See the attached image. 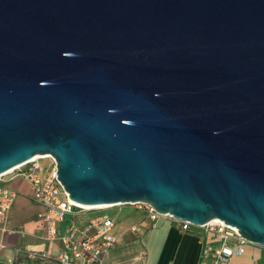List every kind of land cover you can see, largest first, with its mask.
Listing matches in <instances>:
<instances>
[{
    "label": "water",
    "instance_id": "95a60500",
    "mask_svg": "<svg viewBox=\"0 0 264 264\" xmlns=\"http://www.w3.org/2000/svg\"><path fill=\"white\" fill-rule=\"evenodd\" d=\"M42 156L264 247V0H0V175Z\"/></svg>",
    "mask_w": 264,
    "mask_h": 264
},
{
    "label": "built area",
    "instance_id": "2783aa9c",
    "mask_svg": "<svg viewBox=\"0 0 264 264\" xmlns=\"http://www.w3.org/2000/svg\"><path fill=\"white\" fill-rule=\"evenodd\" d=\"M44 158L51 159V157H36L0 175V251L7 248L6 238L24 235L22 229L8 226V215L17 196V192L7 186L6 176L9 175L12 178L18 177L24 180L29 186L32 199L43 207L38 214L44 231L42 239L50 243L59 240L61 244L58 252H40L28 248L18 250V252L31 262L39 261L43 264H102L103 255L116 242V237L113 235L115 223L112 218L103 213L93 216L88 222V228L91 231L89 234L87 229L82 230L72 225L60 235L58 227L69 215H75L81 211H101L108 208L84 209L70 201L68 194L57 179L52 159V169L46 174L42 172L40 160ZM133 206L143 210L152 224L161 217H167L177 221L181 230H188L194 226L188 221L161 214L149 204L139 203ZM195 227L203 228L208 233L201 264H231L234 258L245 256L246 247L249 244L255 245L241 237L236 228L223 223L209 222ZM3 264H30V262L7 260Z\"/></svg>",
    "mask_w": 264,
    "mask_h": 264
},
{
    "label": "crops",
    "instance_id": "0c3cea01",
    "mask_svg": "<svg viewBox=\"0 0 264 264\" xmlns=\"http://www.w3.org/2000/svg\"><path fill=\"white\" fill-rule=\"evenodd\" d=\"M22 181L24 189L19 191L11 187L17 196L8 215V226L22 229L24 235L6 238L7 248L0 251V264L7 260L43 264L27 260L18 250L58 252L61 248L59 240L50 243L42 239L44 231L38 214L43 207L32 199L28 184ZM18 193H21L19 200ZM116 207L108 208L112 211L106 213L114 220L116 242L103 255L102 264H201L208 237L205 229L191 226L188 230H181L177 221L167 217H161L152 224L144 211L136 206ZM97 214L102 213L81 211L69 215L59 224L58 233L62 235L76 225L82 230L87 229L89 234L88 222ZM256 253H260L258 248L247 246L245 256L234 258L231 264H257L253 257Z\"/></svg>",
    "mask_w": 264,
    "mask_h": 264
},
{
    "label": "rangeland",
    "instance_id": "374dc122",
    "mask_svg": "<svg viewBox=\"0 0 264 264\" xmlns=\"http://www.w3.org/2000/svg\"><path fill=\"white\" fill-rule=\"evenodd\" d=\"M40 165L42 167V172L46 174L47 172H49L52 169L53 162L49 158H44V159L40 160ZM6 181H8L7 186L15 188L17 190L19 189V191L25 188V185L23 183H20V181L23 182L21 178H18V177L12 178V176L8 175V176H6ZM18 194H19L18 195V200H19V198L21 197V195H20L21 193H18ZM123 206L128 207V208H133V205H131V206L130 205H123ZM112 208H117V207H112ZM110 211H112V210L111 209H109V210L105 209V210H101L99 212L106 214ZM248 246L249 247L253 246L254 248H258L260 250V253L253 254V257H255V259H257V261H258L257 264H262V262H264V248L258 247L255 245H250V244Z\"/></svg>",
    "mask_w": 264,
    "mask_h": 264
},
{
    "label": "bare ground",
    "instance_id": "6f19581e",
    "mask_svg": "<svg viewBox=\"0 0 264 264\" xmlns=\"http://www.w3.org/2000/svg\"><path fill=\"white\" fill-rule=\"evenodd\" d=\"M42 157H48V156H42ZM11 170H9V171H11ZM77 205L80 206L81 208H84V209H95V208H108V207H111V205H109V206L108 205H102V206H83V205H80V204H77ZM211 222L223 223V222H221L219 220H213Z\"/></svg>",
    "mask_w": 264,
    "mask_h": 264
},
{
    "label": "trees",
    "instance_id": "16d2710c",
    "mask_svg": "<svg viewBox=\"0 0 264 264\" xmlns=\"http://www.w3.org/2000/svg\"><path fill=\"white\" fill-rule=\"evenodd\" d=\"M35 262H39V261H35ZM41 263V262H40Z\"/></svg>",
    "mask_w": 264,
    "mask_h": 264
}]
</instances>
